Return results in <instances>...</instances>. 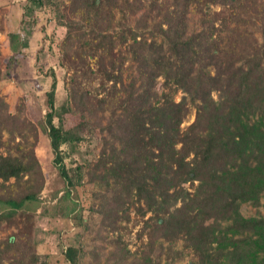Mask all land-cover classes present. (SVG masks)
Returning <instances> with one entry per match:
<instances>
[{"label": "trees", "instance_id": "16d2710c", "mask_svg": "<svg viewBox=\"0 0 264 264\" xmlns=\"http://www.w3.org/2000/svg\"><path fill=\"white\" fill-rule=\"evenodd\" d=\"M118 1L71 0L78 20L72 18L64 24V42H71L75 31L79 35L85 27L93 34L92 39H85L89 54L78 56L79 62L71 69L87 68L95 74L91 68L94 64L104 75L102 83L111 82V86L108 93L93 98L87 93L76 97L71 90L55 106L53 81L46 93L43 127L52 150L56 153L66 140L62 113H79L83 118L87 113L90 119L96 110L109 111L107 124L100 128L106 134L110 154L104 158L100 155L96 164L104 169L100 178L106 188L117 186L111 196L117 206L103 200L97 209L102 224L107 221L115 227L123 199L134 196L151 213L157 235L177 238L181 234L199 264H264V217L245 218L239 212L240 204H255L264 192V131L261 123L249 120V114L264 105V7H259V0H172L162 14L165 27H160V44L147 42L138 27L130 28L127 51L137 77L127 89L116 73V63L121 64L124 58L114 51L111 37L105 34V7L117 5L124 20L126 9L133 8L129 0ZM27 3L32 11L43 0ZM157 3L150 0V9ZM207 5L229 10L223 27L209 22L188 34L190 8ZM252 6L260 8L253 24L260 44L251 33H238ZM142 16L147 17L146 10ZM10 38L18 36L12 34ZM15 47L11 44L12 53ZM159 76L181 90L184 96L179 102L167 97L155 101L153 87ZM212 91L218 93L217 101L212 99ZM186 101L197 103V112L193 123L181 131ZM54 118L58 125H54ZM31 128L25 118L8 113L0 97V203L11 208V212L0 215V229L10 225L17 209L35 202L44 187L34 146H26L23 131ZM55 156L59 178L68 186L70 177L61 158ZM188 182L197 183L193 193L183 187ZM21 235L19 232L0 240V253L18 246ZM148 237L152 245L151 234ZM64 257L76 264L78 250L69 247ZM37 259L33 250L26 248L19 259L8 264H36Z\"/></svg>", "mask_w": 264, "mask_h": 264}, {"label": "rangeland", "instance_id": "374dc122", "mask_svg": "<svg viewBox=\"0 0 264 264\" xmlns=\"http://www.w3.org/2000/svg\"><path fill=\"white\" fill-rule=\"evenodd\" d=\"M129 1L133 8L126 9V20L117 5L105 7L103 11L107 21L105 34L111 37L114 51L124 58L121 64L116 63V73L127 89L137 77L135 64L127 51L130 28L138 27L142 37L147 42L154 41L157 46L162 41L160 27H165L162 14L165 7L171 6L172 0H158L152 10L150 0ZM263 1H258L259 7H264ZM118 2L120 4L121 0ZM27 6V0H0V97L7 104L8 113L25 118L33 125L31 130L23 132L29 144H26L27 149L34 146L44 187L35 202L25 203L17 209L10 225L0 229V240L22 232L18 246L0 253V264L19 259L26 248L33 250L38 257L36 264H70L64 257L69 247L78 250L76 264H199L194 251L185 247L181 234L177 238L157 235L159 232L153 228L151 213L146 211L143 201L134 196L123 199L121 218L115 227L107 221L102 224V216L97 209L103 200H111L117 190L116 185L113 184L109 190L101 182L104 169L101 164H96L100 155L104 158L110 154L106 134L100 128L107 124L109 111L96 110L90 119L87 113L83 114L84 118L79 113H62L60 122L67 134L66 140L60 143L56 153L52 150L43 127L46 93L53 81L55 106L65 100L71 90L75 91L76 97L84 93L90 98L101 97L108 93L111 82L102 83L104 75L94 64L91 68L95 74L87 68L71 69L74 63L79 62L78 56L89 54L84 47L85 39L93 38L85 27L79 35L75 31L71 42H64L67 30L64 24L72 18L78 20L71 0H43V4L32 11ZM259 7L252 6L247 10L249 16L244 18L246 22L238 30L244 36L251 33L257 44L261 39L253 24ZM131 10L135 13L130 14ZM145 10L147 17L144 19L142 14ZM228 13L227 8L218 5L193 6L187 15V32L196 33L209 22L223 27ZM12 34L18 38L11 39ZM11 44L17 49L13 53ZM237 62H241V57ZM209 70L212 72L213 68ZM153 90L157 102H162L165 97L179 102L184 96L163 76L156 78ZM211 97L217 101L218 93L212 91ZM186 108L181 131L195 120L197 103L186 101ZM249 120L250 123H261L264 131V105L253 110ZM53 123L58 125V119L54 118ZM2 139L5 141L7 134L4 133ZM18 141L16 136L15 142ZM56 154L70 177L68 186L59 178ZM109 182L116 183L110 178ZM196 185V182H188L183 187L193 193ZM110 203L117 206L112 200ZM7 212H11V208L0 203V215ZM239 212L245 218L264 217V192L257 203L240 204ZM149 234L153 238L152 245H149Z\"/></svg>", "mask_w": 264, "mask_h": 264}]
</instances>
